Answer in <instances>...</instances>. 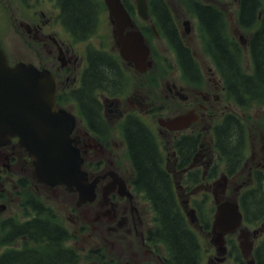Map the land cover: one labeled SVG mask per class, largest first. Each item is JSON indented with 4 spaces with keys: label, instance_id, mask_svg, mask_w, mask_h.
<instances>
[{
    "label": "flooded vegetation",
    "instance_id": "1",
    "mask_svg": "<svg viewBox=\"0 0 264 264\" xmlns=\"http://www.w3.org/2000/svg\"><path fill=\"white\" fill-rule=\"evenodd\" d=\"M22 1L25 4L12 16L29 41L27 48L15 53L6 48L1 34L0 40L11 64L31 63L54 75L56 107L74 115L72 146L82 159L86 187L93 186L94 191L82 194L76 186L38 181L32 158L14 137L0 143L1 220L14 223L13 191L32 187L28 206L59 222L60 233L51 243L60 248L48 264H77L80 243L91 252V264H167L168 246L158 242L163 212L139 182L128 133L132 125L141 124L178 208L190 216L188 228L208 238L209 246H202V264H264V253L256 255L258 246L264 244V195L256 193L257 188H264L262 123L255 119L254 129L234 130L232 125L243 123L226 97L218 63L208 52L193 48L192 23L187 32L183 22L168 15L163 1L156 11L150 5L148 21L136 17L134 28L144 34L150 47V64L141 70L120 56L114 33L117 53L109 49V34L99 27L101 18L107 17L112 24L103 0L91 24L78 28L70 22L61 0ZM151 39L160 50L151 47ZM247 40L248 45L251 38ZM97 55L115 68L113 82L90 81ZM185 115L190 116L188 126H168V119ZM227 133L233 134L230 140L224 138ZM231 202H238L243 211L248 207L259 218L243 220L219 244L215 215L220 205ZM242 228L251 232L250 253L241 247ZM59 236L63 237L60 241Z\"/></svg>",
    "mask_w": 264,
    "mask_h": 264
},
{
    "label": "trees",
    "instance_id": "2",
    "mask_svg": "<svg viewBox=\"0 0 264 264\" xmlns=\"http://www.w3.org/2000/svg\"><path fill=\"white\" fill-rule=\"evenodd\" d=\"M70 22L75 27L91 24L94 18V7L91 0H61ZM191 10L198 17L200 31L207 50L218 63L222 76L229 85L231 95L240 104L250 100L264 98V0H239L238 21L245 28H252L250 49L255 63V71L251 74L241 69L242 47L228 35L226 13L218 6L197 0H188ZM169 15V13H168ZM89 76L91 82H113L116 70L112 63L97 55ZM90 105L93 102L89 101ZM249 104V103H248ZM250 105V104H249ZM238 132V127L232 125ZM134 158L140 170L139 182L153 195L155 203L162 209L160 216L162 239L168 240L172 251L171 264H200V244L189 230L184 214L178 208L174 193L170 192L169 182L164 172L158 167L154 145L145 128L141 124L131 126L128 131ZM235 133V132H234ZM232 133L224 135L226 140ZM245 218L252 221L249 209ZM47 218L36 217L18 229V235L26 234L30 240H55L60 233L57 225ZM15 225V224H14ZM38 248L28 247L25 250H12L3 253L0 264H48L53 255L38 253ZM264 250V245L262 247ZM48 257V258H47ZM50 257V258H49Z\"/></svg>",
    "mask_w": 264,
    "mask_h": 264
},
{
    "label": "water",
    "instance_id": "3",
    "mask_svg": "<svg viewBox=\"0 0 264 264\" xmlns=\"http://www.w3.org/2000/svg\"><path fill=\"white\" fill-rule=\"evenodd\" d=\"M120 30L130 20L120 0H106ZM140 14L146 16L145 1L139 3ZM123 40L122 54L143 64L148 48L143 37L136 33ZM142 52L139 56L137 52ZM56 81L48 70H40L24 62L10 65L5 50L0 44V142L18 136L34 158V176L51 184L67 183L82 186V170L78 153L72 147L69 134L73 123L65 111L55 107ZM172 119L168 124L175 123ZM220 209L215 226L221 237L226 230H232L242 221L238 205L230 211ZM248 231L242 229L241 244L247 252L251 243L247 241Z\"/></svg>",
    "mask_w": 264,
    "mask_h": 264
},
{
    "label": "rangeland",
    "instance_id": "4",
    "mask_svg": "<svg viewBox=\"0 0 264 264\" xmlns=\"http://www.w3.org/2000/svg\"><path fill=\"white\" fill-rule=\"evenodd\" d=\"M10 0H3L0 3V30L3 31L2 34L5 39V46L10 50L16 52H20L27 48L29 41L23 34L21 28L17 26L10 15L11 11L8 10L7 3ZM12 1V8L14 11L16 8L19 10V1L11 0ZM135 5V0H130ZM168 6L170 7L175 19L177 22L182 23L184 19H191L193 25V31L196 32V37L194 41L193 48H197V51L202 54H206V49L203 43L202 38L199 34V27H198V20L197 17L194 16L190 11V4L186 0H166ZM201 2H206L213 4L215 6L220 7L226 13L227 21H228V34L230 36H235L236 38L239 37L240 34H243L244 37H249L250 32L252 29H243L240 27L238 22V14L240 10V5L238 3L239 0H198ZM138 19V18H137ZM108 19L101 18L99 20V27L100 30H104L109 34L108 38V47L110 50L117 53V45L115 44V39L113 37V25L107 22ZM13 52V54H14ZM242 67L246 71H251L253 68L252 60L249 55L247 47L244 48L243 58H242ZM136 78H141V75L137 74ZM242 114L241 118L244 120L247 127H251L254 129L253 122L256 119H259L260 123H262L261 128L264 131V104L262 105H252L246 108L238 109ZM263 118V120H261ZM27 190V193L24 192ZM34 189L32 187H27L23 189H15L13 191L15 201L12 203L13 210L16 211V218L18 221H27L35 216V210L33 207L28 206L26 199L29 197L31 193H33ZM0 217V254L8 249L11 248H20L23 246V242L21 238L13 240L10 245H4L3 239L5 237V232L3 231V221ZM197 232V230H196ZM200 236V239L205 247L209 246L207 241L208 238L205 234H200L199 231L197 232ZM77 249V258L79 264H91V252L89 249L83 250L81 247L85 246L84 243H80ZM206 254V252H205ZM206 258V255H205Z\"/></svg>",
    "mask_w": 264,
    "mask_h": 264
}]
</instances>
